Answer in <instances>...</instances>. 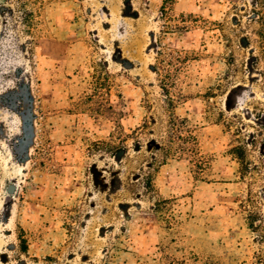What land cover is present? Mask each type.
<instances>
[{"label":"rangeland","instance_id":"374dc122","mask_svg":"<svg viewBox=\"0 0 264 264\" xmlns=\"http://www.w3.org/2000/svg\"><path fill=\"white\" fill-rule=\"evenodd\" d=\"M42 2L30 34L17 1L0 0V264H264L254 0ZM161 47L188 56L175 61L172 112ZM101 64L112 87L99 113L91 80ZM171 113L195 125L202 168L187 156L150 164ZM146 122L142 149L133 139L122 153L98 148L118 125L131 133ZM241 144L245 175L231 151ZM149 172L172 199L168 219L144 186Z\"/></svg>","mask_w":264,"mask_h":264},{"label":"trees","instance_id":"16d2710c","mask_svg":"<svg viewBox=\"0 0 264 264\" xmlns=\"http://www.w3.org/2000/svg\"><path fill=\"white\" fill-rule=\"evenodd\" d=\"M19 4L22 21L28 28L30 34H34L36 17L40 13L43 6L42 0H16ZM251 12L253 14L252 21H257L261 24L262 30L258 33L261 38V43L264 47V0H254ZM162 13L167 15L168 10L166 3L162 7ZM168 17V15H167ZM183 52L180 50H165L162 47L158 51V64L156 70L161 77V88L165 95V103L170 112L175 108L177 104L178 95L172 91L175 87L176 72L180 65L175 64V61L182 63L185 58ZM101 71L95 70L91 80V90L94 102L100 106V110L95 109L97 112L102 113L104 110V96L108 94L107 90L112 87L110 81L111 73L107 70L104 64H101ZM221 85V84H218ZM109 108V107H108ZM111 117H116L117 112L111 110ZM152 127L149 122H146L143 127L132 130L131 133H127L122 126L118 125L116 133L111 136L109 141H101L97 143L98 148L105 149L113 154L122 153L127 149V142L129 139L137 141V149H142L143 142L141 141L144 134H147V130ZM195 125L188 117H182L171 113L167 121V129L165 133L156 138V144L152 148V151L156 154L154 158L150 160V164L155 166L158 163H162L168 160L172 156L178 157H190L194 160L197 167L202 168L204 163L202 156L198 151V139L195 134ZM155 141V139H154ZM232 153L238 159L241 173L245 175L251 169V161L246 156V149L241 144L231 149ZM144 186L147 192L155 199V210L162 217L170 216L172 199L164 198L158 191L156 184L154 183L153 175L149 172L144 176ZM255 216V214H251ZM250 228L256 231L259 225H256L254 221L250 222ZM21 249L24 252L28 251V240L25 236V230L21 229L20 234Z\"/></svg>","mask_w":264,"mask_h":264}]
</instances>
